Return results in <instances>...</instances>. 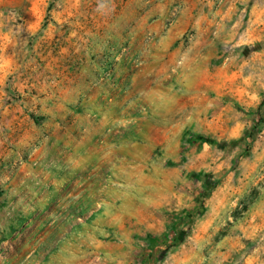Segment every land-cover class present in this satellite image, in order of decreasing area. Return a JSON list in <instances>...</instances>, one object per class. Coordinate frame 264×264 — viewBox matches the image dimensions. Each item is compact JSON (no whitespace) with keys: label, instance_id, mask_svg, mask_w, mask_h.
I'll use <instances>...</instances> for the list:
<instances>
[{"label":"rangeland","instance_id":"374dc122","mask_svg":"<svg viewBox=\"0 0 264 264\" xmlns=\"http://www.w3.org/2000/svg\"><path fill=\"white\" fill-rule=\"evenodd\" d=\"M0 264H264V0H0Z\"/></svg>","mask_w":264,"mask_h":264},{"label":"crops","instance_id":"0c3cea01","mask_svg":"<svg viewBox=\"0 0 264 264\" xmlns=\"http://www.w3.org/2000/svg\"><path fill=\"white\" fill-rule=\"evenodd\" d=\"M163 98L164 97L161 96V97H153L152 99H149V101L147 102L149 106L148 109L150 111L152 110L153 112V110L158 107V103L163 102Z\"/></svg>","mask_w":264,"mask_h":264},{"label":"trees","instance_id":"16d2710c","mask_svg":"<svg viewBox=\"0 0 264 264\" xmlns=\"http://www.w3.org/2000/svg\"><path fill=\"white\" fill-rule=\"evenodd\" d=\"M173 229H175V228H173ZM173 229L171 230V232L173 231ZM168 235H169V233H168ZM168 235H167V236H168Z\"/></svg>","mask_w":264,"mask_h":264},{"label":"bare ground","instance_id":"6f19581e","mask_svg":"<svg viewBox=\"0 0 264 264\" xmlns=\"http://www.w3.org/2000/svg\"><path fill=\"white\" fill-rule=\"evenodd\" d=\"M180 66L182 65V63L179 64Z\"/></svg>","mask_w":264,"mask_h":264}]
</instances>
